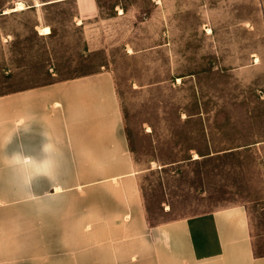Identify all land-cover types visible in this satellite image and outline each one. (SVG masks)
Returning <instances> with one entry per match:
<instances>
[{"label":"rangeland","instance_id":"374dc122","mask_svg":"<svg viewBox=\"0 0 264 264\" xmlns=\"http://www.w3.org/2000/svg\"><path fill=\"white\" fill-rule=\"evenodd\" d=\"M99 71L116 79L150 222L243 205L264 255V0H0V96Z\"/></svg>","mask_w":264,"mask_h":264},{"label":"crops","instance_id":"0c3cea01","mask_svg":"<svg viewBox=\"0 0 264 264\" xmlns=\"http://www.w3.org/2000/svg\"><path fill=\"white\" fill-rule=\"evenodd\" d=\"M138 169L112 72L0 96V187L28 188L0 194L14 225L0 264H264L243 205L150 222Z\"/></svg>","mask_w":264,"mask_h":264},{"label":"clouds","instance_id":"9594fccd","mask_svg":"<svg viewBox=\"0 0 264 264\" xmlns=\"http://www.w3.org/2000/svg\"><path fill=\"white\" fill-rule=\"evenodd\" d=\"M52 149L51 145H45V151H49ZM13 161L19 165H21L24 168H27L29 165H31L33 163L32 158L31 157H13ZM51 162L50 161H44L43 162V167L45 172H47L50 168Z\"/></svg>","mask_w":264,"mask_h":264},{"label":"bare ground","instance_id":"6f19581e","mask_svg":"<svg viewBox=\"0 0 264 264\" xmlns=\"http://www.w3.org/2000/svg\"><path fill=\"white\" fill-rule=\"evenodd\" d=\"M57 190V189H56ZM58 191V190H57ZM59 191H60V189H59Z\"/></svg>","mask_w":264,"mask_h":264}]
</instances>
